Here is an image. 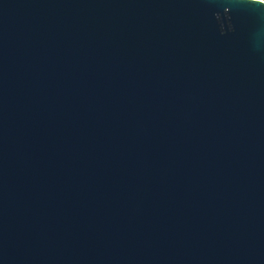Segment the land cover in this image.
Masks as SVG:
<instances>
[{
    "label": "water",
    "instance_id": "95a60500",
    "mask_svg": "<svg viewBox=\"0 0 264 264\" xmlns=\"http://www.w3.org/2000/svg\"><path fill=\"white\" fill-rule=\"evenodd\" d=\"M0 264H264V1L0 0Z\"/></svg>",
    "mask_w": 264,
    "mask_h": 264
},
{
    "label": "built area",
    "instance_id": "2783aa9c",
    "mask_svg": "<svg viewBox=\"0 0 264 264\" xmlns=\"http://www.w3.org/2000/svg\"><path fill=\"white\" fill-rule=\"evenodd\" d=\"M262 1H264V0H262Z\"/></svg>",
    "mask_w": 264,
    "mask_h": 264
}]
</instances>
